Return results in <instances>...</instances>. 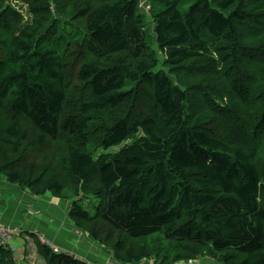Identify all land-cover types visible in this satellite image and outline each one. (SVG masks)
<instances>
[{"label": "trees", "instance_id": "obj_1", "mask_svg": "<svg viewBox=\"0 0 264 264\" xmlns=\"http://www.w3.org/2000/svg\"><path fill=\"white\" fill-rule=\"evenodd\" d=\"M147 1L0 0V176L121 263L264 264V0Z\"/></svg>", "mask_w": 264, "mask_h": 264}, {"label": "crops", "instance_id": "obj_2", "mask_svg": "<svg viewBox=\"0 0 264 264\" xmlns=\"http://www.w3.org/2000/svg\"><path fill=\"white\" fill-rule=\"evenodd\" d=\"M0 186L5 189L4 193H7L10 202L6 205L7 201L0 200V213L4 212L0 216H3L4 223L11 224V228L16 230L11 241H21L16 240L17 248L10 246L15 249L17 262L21 256L31 252V258L37 264H47L45 260L39 259L37 247V242L45 246L40 240L43 237L45 242L58 248L61 254H68L86 264H124L114 258L110 247L99 244L89 234L75 228L69 217L72 200L58 198L51 193L32 196L27 190L8 183L3 177H0ZM214 263L206 258L195 264ZM134 264L156 263L154 260H143Z\"/></svg>", "mask_w": 264, "mask_h": 264}, {"label": "rangeland", "instance_id": "obj_3", "mask_svg": "<svg viewBox=\"0 0 264 264\" xmlns=\"http://www.w3.org/2000/svg\"><path fill=\"white\" fill-rule=\"evenodd\" d=\"M6 1V4L10 5V6H14L15 8H18L20 10H22L23 12H25V9L21 8V5H22V2L21 0H5ZM141 2H148L147 0H140ZM191 2H189L187 5H185L182 10L183 11H186L189 7ZM139 10L140 12L143 14L146 15L147 17V20H148V23H150L147 27H148V33L150 34V36L155 40V34H154V31L153 29L155 28L154 26V18L152 19V13L149 11V10H146V9H141L139 7ZM156 49V48H155ZM157 50V49H156ZM158 55H159V69L162 68V64L161 62H163V55L161 53L158 52ZM158 69V70H159ZM166 69V68H165ZM156 70V71H158ZM167 70V69H166ZM121 149V146H115V147H110V148H100L97 152L94 153L93 157L94 159H97L99 156L101 155H104V154H115L117 153L119 150ZM2 177V176H0ZM5 189L0 186V200H5L7 201L6 202V205L10 202H8V195L7 193H4ZM25 193V191H23ZM30 194V193H29ZM53 194V193H52ZM32 195V194H30ZM33 196V195H32ZM77 198H75L74 200L72 201H76ZM98 204V200H96L95 198H90V199H84L83 202H82V207L87 210L91 215H94L95 212H96V206ZM71 210V209H69ZM0 214H4V212H1ZM11 224L9 223H4L3 222V216H0V226H2L3 228L5 229H8L10 228L11 230L8 232L7 234V238H8V243H9V247L7 246V248H9L13 253L15 252V249L11 248L10 246H14L17 248V244H16V240L18 242H21L20 239H14L13 241L12 238L16 235V230H14L13 228H11L10 226ZM80 231V230H79ZM82 233H86V232H83L81 231ZM88 234V233H87ZM5 239H3L1 236H0V243L3 242ZM41 242L47 246V243L43 240V238H40ZM34 243V242H32ZM39 242H37V247H38V250H39V259H41L42 261L45 260L40 248H39ZM42 245V244H41ZM43 246V245H42ZM103 246H106V245H103ZM60 251V250H59ZM61 252V251H60ZM14 258L16 259V255H14ZM19 259V258H18ZM16 264H37L32 258H31V252H29L27 255H23L21 256V259H19V262H17V259H16ZM41 264V263H40Z\"/></svg>", "mask_w": 264, "mask_h": 264}, {"label": "bare ground", "instance_id": "obj_4", "mask_svg": "<svg viewBox=\"0 0 264 264\" xmlns=\"http://www.w3.org/2000/svg\"><path fill=\"white\" fill-rule=\"evenodd\" d=\"M11 229L8 228V229H5L3 228L2 226H0V236L5 239L3 242L0 243V246H8L9 243H8V238H7V234L8 232L10 231ZM44 240V239H43ZM9 247V246H8Z\"/></svg>", "mask_w": 264, "mask_h": 264}, {"label": "built area", "instance_id": "obj_5", "mask_svg": "<svg viewBox=\"0 0 264 264\" xmlns=\"http://www.w3.org/2000/svg\"><path fill=\"white\" fill-rule=\"evenodd\" d=\"M141 6L145 8L146 10L150 9V6H148L146 3H142Z\"/></svg>", "mask_w": 264, "mask_h": 264}]
</instances>
